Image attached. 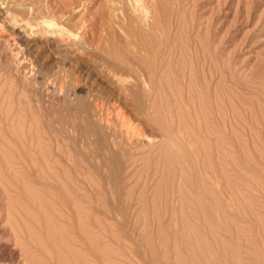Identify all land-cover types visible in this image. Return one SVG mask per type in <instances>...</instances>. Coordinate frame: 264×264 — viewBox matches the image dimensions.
Returning a JSON list of instances; mask_svg holds the SVG:
<instances>
[{"label":"rangeland","instance_id":"rangeland-1","mask_svg":"<svg viewBox=\"0 0 264 264\" xmlns=\"http://www.w3.org/2000/svg\"><path fill=\"white\" fill-rule=\"evenodd\" d=\"M135 4L0 0V264L26 247L41 264H264V0ZM116 105L155 141L125 145Z\"/></svg>","mask_w":264,"mask_h":264},{"label":"bare ground","instance_id":"bare-ground-1","mask_svg":"<svg viewBox=\"0 0 264 264\" xmlns=\"http://www.w3.org/2000/svg\"><path fill=\"white\" fill-rule=\"evenodd\" d=\"M135 1H136V4L139 5L140 2H141L142 0H134V2H135ZM2 2H3V1H2ZM148 2H149V1H148ZM136 4H135V5H136ZM135 5H134V6H135ZM151 5H152V4H151ZM132 6H133V5H132ZM139 6H140V5H139ZM136 7H137L138 10H139V7H138V6H136ZM143 7H145V6H143ZM137 8H135V9H137ZM122 9H123V8H122ZM140 9H141V7H140ZM147 9H148V8H146L147 13H145V14H147V17H146V19L144 18L145 20H148V17H149V15H148V10H150V9H148V10H147ZM3 10H4V9H3ZM13 10H14V9H13ZM13 10H12V11H13ZM143 10H144V9H143ZM143 10H142V11H143ZM153 10H154V9H153ZM14 11H15V10H14ZM14 11H13V12H14ZM136 11H137V10H136ZM8 12H9V11H7V10H6V11L4 10V11H2V12L0 11V13H1V19H2L4 22H5V19H7L6 17H7V15H8V14H7ZM140 12H141V11H140ZM144 12H145V11H144ZM16 13H17V12H16ZM149 13H150V11H149ZM18 14H19V13H18ZM126 14H127V13H126ZM140 14H142V13H140ZM145 14H144V16H145ZM144 16H143V17H144ZM8 17H9V16H8ZM17 18H18V17H17ZM20 18H21V17H20ZM129 18H131V17H129ZM154 18H155V17H154ZM126 19H127V18H126ZM131 19H132V18H131ZM150 19H151V17H150ZM150 19H149V20H150ZM16 20H17V19H16ZM37 20H38V19H37ZM129 20H130V19H129ZM129 20H127V21H129ZM149 20H148V21H149ZM6 21H7V20H6ZM4 22H1V23H0V29H2V28L5 27V26H4ZM7 22H8V21H7ZM17 22H18V20H17ZM31 22H32V21H31ZM44 22H45V23H48L49 26H54V25H56V22L53 21V20L49 21V19H46V20H44ZM151 22H152V21H151ZM5 23H6V22H5ZM27 23H28V22H27ZM33 23H34V21H33ZM156 23H157V22H156ZM15 24H18V23H15ZM30 24H31V23H30ZM57 24H58V23H57ZM128 24H130V23L128 22ZM154 24H155V23H154ZM37 25H38V24H37ZM134 25H135V24H134ZM12 26H13V25H12ZM31 26H32V25H31ZM34 26H35V24H34ZM151 26H152V25H151ZM39 28H40V27H39ZM155 28H156V27H155ZM131 29H132V28H131ZM158 29H159V28H158ZM22 30H23V29H22ZM22 30H21V31H22ZM46 31H50V30H49V29H46ZM43 32H44V31H43ZM5 33H6V32H5ZM20 33H21V32H20ZM22 33H23V32H22ZM52 33L59 34V35L62 37V36H63L62 34L65 33V32H62V30H57V31H56V30H53V29H52ZM24 34H25V33H24ZM9 35H11V34H9ZM64 35H65V34H64ZM12 36H13V35H12ZM18 36H19V35H18ZM23 36H24V35H23ZM44 36H45V35H44ZM61 37H60V38H61ZM64 37H65V36H64ZM64 37L61 38L62 43L66 45V48H70V49H71L70 46H71L72 44H71V42L68 41L70 38L67 39V38H64ZM12 38H13V37H12ZM72 38H73V37H72ZM1 40H2V39H1ZM51 40H52V39H51ZM64 40H66V41H64ZM15 41H16V40L14 39V42H15ZM72 43H74V42H72ZM70 44H71V45H70ZM60 45H61V44H60ZM74 45H75V44H74ZM74 45H73L72 47H74ZM55 46H56V45H55ZM64 47H65V46H64ZM76 47H77V46H76ZM30 49H31V48H30ZM72 49H73V48H72ZM76 49H77V48H76ZM68 54H69V53H68ZM155 61H156V60H155ZM155 61H154L153 63H156ZM130 62H131V61H130ZM134 62H135V61H134ZM142 62H143V61H142ZM128 64H130V63H128ZM132 64H133V63H132ZM140 64H141V63H139V65H140ZM141 65H143V64H141ZM128 66H129V65H128ZM143 66H144V65H143ZM154 66H155V65H154ZM126 67H127V66H126ZM130 67H131V66H130ZM132 67H133V66H132ZM132 67L130 68V70H131V69L133 70ZM113 69H114V68H113ZM115 69H116V68H115ZM134 69H135V67H134ZM130 70H129V71H130ZM116 71H117V70H116ZM153 71H155V70H153ZM120 72H121V71H120ZM135 72H137V71H135ZM112 73H114V75L117 76V80H119V83H121V89H122V91L124 92V94H125V95H126V94L128 95V94H129L128 92H130V91H129L130 87H129V83H128V81L131 82V81L133 80V79H132V80L130 81V77L133 78V76H131V73H129V74H127L126 72H125L126 74H124V72H122L121 74H120L119 72H116V73H115V72H112ZM132 73H133V71H132ZM144 73H146V72H144ZM144 73L142 72V73H140V74L144 75ZM148 73H149V72H148ZM148 73H147V75H146L147 77H148L149 74H150V73H149V74H148ZM133 75H134V74H133ZM134 76H136V75H134ZM144 77H145V76H144ZM115 78H116V77H115ZM140 78H141V77H140ZM141 79H142V78H141ZM150 79H152V78H150ZM150 79H149V77H148L147 80L144 79L145 81H144V80H143V81L149 83V86H150V85L152 84V83H150V82H151ZM143 81H142V82H143ZM153 81L155 82L154 79H153ZM156 81H157V80H156ZM117 82H118V81H117ZM119 83H118V84H119ZM155 83H156V82H155ZM155 83H154V84H155ZM144 85H145V83H144ZM130 86H131V85H130ZM145 86H147V85H145ZM150 88H151V87H150ZM147 89H149V88H147ZM118 90H119V89H118ZM115 91H116V90H115ZM119 91H120V90H119ZM101 93H102V92H101ZM119 93H120V92H119ZM121 93H122V92H121ZM122 94H123V93H122ZM124 94H123V95H124ZM132 94H133V93H132ZM149 94H150V93H149ZM105 95H106V94H105ZM110 95H111V94H110ZM113 95H114V94H113ZM113 95H112V96H113ZM123 95H122V96H123ZM151 96H152V95H151ZM99 97H100V96H99ZM109 97H110V96H109ZM128 97H129V95H128ZM149 97H150V96H149ZM100 98H102V97H100ZM96 99H97V98H96ZM116 99H117V98H116ZM123 99H124V98H123ZM149 99H150V98H149ZM106 100H107V99H106ZM115 102H116V100H115ZM117 102L119 103V99H118ZM148 102H149V101H148ZM109 103H111V102H109ZM146 104H147V103H146ZM148 105H149V104H148ZM117 106H118V105H116V107H117ZM119 106H122V105H119ZM119 106H118V107H119ZM151 106H152V105H151ZM165 106H166V105H165ZM122 107H123V106H122ZM122 107H119V108L117 109V113H116V115H115L116 119H115V121H112V122H110V123H111L112 125H114V126L116 127V129H118V130L121 132V133L119 132V134H121V136H122V134L124 135V139L126 138V139H125V142H126V143H125V142H123V144H121V143H117V142H116V143L119 144V145L121 144V145H123V146H124V143H125V145L127 144V146H128V145H133V139H135V138H138V139H141V138H142L141 140H143V139H148L150 142H151V140H152V141H155V140H153L155 136H154V135H153V136L149 135L150 132H149V133H146V131H145L146 129L143 128V127H145V126L142 127V126L140 125V122H139V123H135L137 120L133 121L134 118L132 119L131 116L127 115V113L122 109ZM110 108H111V107H110ZM95 110H96V109H95ZM149 110H150V109H149ZM97 111H98V110H97ZM137 111H138V110H137ZM139 111H140V110H139ZM146 111H147V110H146ZM150 111H151V110H150ZM152 111L154 112L155 110H152ZM156 111H157V110H156ZM140 112H141V111H140ZM153 112H152V113H153ZM132 113H133V112H132ZM143 113H144V112H143ZM147 113H148V112H147ZM103 114H104V113H103ZM105 115H106V114H105ZM130 115H131V114H130ZM153 115H154V114H153ZM155 115H156V113H155ZM140 116H141V115H140ZM147 117H148V116H147ZM158 117H159V115H158ZM158 117H156V119H157ZM110 118H111V117H110ZM110 118L107 117V119L111 120ZM113 118H114V117H112V119H113ZM151 118H153V117H151ZM104 119H106V118H104ZM154 119H155V117H154ZM159 119L162 120L161 118H159ZM159 119H158L157 121H160ZM150 120H151V119H150ZM152 120H153V119H152ZM105 121H106V120H105ZM106 122H107V121H106ZM108 122H109V121H108ZM137 122H138V121H137ZM153 122H154V121H153ZM155 122H156V120H155ZM154 124H155V123H154ZM158 124H159V122H158ZM158 124H157V126H158ZM161 124H162V125H161ZM161 124H159V125H160L161 127H163L164 130H166V129H165L166 126L164 127L163 122H162ZM14 126H15V125H14ZM14 126H13L12 129L15 130ZM114 126H113V127H114ZM108 127H111V126H108ZM169 127H170V126H169ZM153 128H154V127H153ZM159 128H160V127H159ZM163 128H162V129L160 128L161 131L163 130ZM166 128H167V127H166ZM167 129H168V128H167ZM180 129H181V128H180ZM148 130H149V129H148ZM182 130H183V129H182ZM12 131H13V130H12ZM12 131H11V133H12ZM113 131H114V128H113ZM1 132H2V131H1ZM163 132H164V131H163ZM114 133L118 135L117 131H116V132L114 131ZM114 133H113V135H114ZM210 133H211V132H210ZM6 134H7V133H6ZM17 134H18V132H17ZM17 134H16V135H17ZM21 134H22V133H21ZM28 134H29V132H28ZM109 134H110V133H109ZM155 134H157V133H155ZM18 135H19V134H18ZM117 135H115V136L117 137ZM165 135H166V134H165ZM2 136H3V135H2ZM110 136H111V135H110ZM15 137H18V138H19L20 135H19V136H15ZM0 138H2V137H0ZM18 138H17V139H18ZM24 138H25V137H24ZM120 138H121V137H120ZM155 138H156V137H155ZM157 138H158V137H157ZM168 138H169V137H168ZM168 138H167V139H168ZM2 139H4V138H2ZM106 139H107V138H106ZM13 140H14V139H13ZM20 140H21V139H19L18 141L20 142ZM27 140H28V139H27ZM4 141H6V139H4ZM14 141H16V140H14ZM29 141H31V139H30ZM115 141H116V140H115ZM139 141H140V140H139ZM8 142H9V141H8ZM16 142H17V141H16ZM119 142H120V141H119ZM1 143H2V142H1ZM17 143H18V142H17ZM114 144H115V143H114ZM2 145H3V144H2ZM5 145H6V143L4 142V146H5ZM115 145H116V144H115ZM121 145H120V147H121ZM13 146H14V145H13ZM17 146H18V145H17ZM116 146H117V145H116ZM123 146H122V147H123ZM137 146H138V145H137ZM2 147H3V146H2ZM5 147H8V146H5ZM9 147H10V146H9ZM20 147H21V146H20ZM23 147H24V146H23ZM113 147H115V146H113ZM118 147H119V146H118ZM118 147H117V148H118ZM142 147H143V146H142ZM158 147H159V146H158ZM123 148H126V146L123 147ZM129 148H130V146L128 147V149H129ZM137 148H138V147H137ZM7 149H8V148H7ZM9 149H10V148H9ZM11 149H12V148H11ZM112 149H113V148H112ZM118 149H119V148H118ZM126 149H127V148H126ZM130 150H131V149H130ZM155 150H156V149H155ZM155 150H154V151H155ZM10 151H11V150H10ZM21 151H22V150H21ZM125 151H126V150H125ZM127 151H129V150H127ZM132 151H133V150H132ZM147 151H148V150H147ZM0 152H2V151H0ZM40 152H41V151H40ZM150 152H151V151H150ZM19 154H21V152H20ZM36 154H37V153H36ZM0 155H1V154H0ZM38 155H40L39 157H42V159H43V156H44V155H43L42 152H41L40 154H37V156H36V155H35V156L38 158ZM153 155H154V154H153ZM1 156H2V155H1ZM3 156H4V155H3ZM3 156H2V157H3ZM19 156H20V155H18V157H19ZM22 156H23V157H22ZM27 156H29V158L31 157L30 155H27ZM2 157H1V158H2ZM18 157L12 158L11 160H14V159L16 160V158H18ZM25 157H26V155L24 156V154H23V152H22L21 157H20V158H22V159H19V158H18L17 160L19 161V163L21 162L22 164H24V166H26L25 164L30 165V164H29V162H30L29 158H27V157L25 158ZM24 158H25V159H24ZM2 159H3V158H2ZM5 159H6V158H4V160H5ZM7 159H10V158L7 157ZM30 159L32 160L33 158H30ZM35 159H36V158H35ZM15 160H14V161H15ZM39 160H41V159H39ZM1 161H2V160H1ZM1 161H0V162H1ZM8 161H10V160H8ZM8 161L6 160V162H8ZM18 161H16V162H18ZM206 161L208 162V160H206ZM4 162H5V161H4ZM6 162H5V163H6ZM16 162H14V164H15ZM33 162H34V161H33ZM10 163H12V161H10ZM19 163H18V164H19ZM21 163H20V164H21ZM31 163H32V161H31ZM3 164H4V163H3ZM6 164L8 165L9 162L6 163ZM20 164H19V165H20ZM22 164H21V165H22ZM12 165H13V163H12L10 166H12ZM0 166H1V165H0ZM24 166H23V167H24ZM5 167H6V166H5ZM207 168H208V167H207ZM1 169H2V167H1ZM1 169H0V171L2 172ZM3 169H5V168H3ZM87 171H88V170H87ZM206 171H207V170H206ZM2 173H3V172H2ZM82 173L84 174V172H82ZM87 173H89V172H87ZM0 174H1V173H0ZM87 175H88V174H87ZM0 176H1V175H0ZM2 177H3V174H2ZM81 177H82V176H81ZM89 179H90V178H89ZM54 181H55V180H54ZM0 182H1V184L4 183L3 180L1 181V179H0ZM2 182H3V183H2ZM55 182H56V181H55ZM86 183H89V181L86 182ZM84 184H85V183H84ZM8 187H9V186H7V188H8ZM78 189H79V188H78ZM2 190H3V189H2ZM2 190H1V192H2ZM8 190H11V189L8 188ZM81 190H83V188H82ZM11 191H12V190H11ZM3 192H4V191H3ZM13 192H14V191H13ZM82 193H84V192H82ZM85 193H86V192H85ZM85 193H84V194H85ZM89 193H90V192H89ZM3 194H4V193H3ZM9 195H10V194H9ZM9 195H7V197H8ZM0 196H1V195H0ZM3 196H4V195H3ZM3 196H2V197H3ZM53 196H54V195H53ZM4 197H5V196H4ZM4 197H3V198H4ZM3 198H2V199L0 198V199H1V202H4V201L6 200V199H4V201H3ZM52 198H53V197H52ZM80 198H81V197H80ZM80 198H79V199H80ZM86 198H88V197H86ZM91 198H92V197H91ZM11 199H12V198H11ZM11 199H10V201H9V198H8V201H9L10 204L12 205L13 203H11ZM75 199H77V198H75ZM75 199H74V200H75ZM13 200H14V199H13ZM86 200H87V199H86ZM81 201H82V200H81ZM6 202H7V201H6ZM9 202H8V203H9ZM86 202H87V201H86ZM28 203H29V202H28ZM56 203H57V202H56ZM74 203L76 204V202H74ZM74 203H73V204H74ZM77 203H78V202H77ZM1 204H2V203H1ZM73 204H72V205H73ZM3 205H4V204H3ZM5 205H7V204H5ZM5 205H4V207H5ZM14 205H15V204H14ZM57 205H58V204H57ZM69 205H70V204H69ZM76 205H77V204H76ZM76 205H74V208H75ZM8 206H10V205H8ZM19 206H20V204H19ZM59 206H61V205L59 204ZM10 207H11V208H10ZM10 207H8V210H7L8 213H11V214H12V213L15 211V209L17 210V208H15V207H12V206H10ZM0 208H1V206H0ZM5 208H7V207H5ZM5 208H4V209H5ZM9 208H10V209H9ZM12 208H13V209H12ZM19 208H20V207H19ZM76 208H78V206H76ZM76 208H75V209H76ZM20 209H21V208H20ZM78 209H79V208H78ZM78 209H76V210H78ZM5 210H6V209H5ZM10 210H11V211L13 210V211L10 212ZM38 210H39V209H38ZM17 211L19 212V209H18ZM20 211H21V210H20ZM61 211H62V210H61ZM61 211H60V212H61ZM65 212H66V211H65ZM72 212H73V211H72ZM2 213H3V210H2V212H1V214H2ZM61 213H62V212H61ZM4 214L6 215V213H4ZM11 214H9V215H11ZM40 214H41V213H40ZM22 215H23V214H22ZM26 215H27V214H26ZM28 215H29V214H28ZM32 215H33V214H32ZM23 216H24V215H23ZM66 216H67V215H66ZM85 216H86V215H85ZM8 217H9V216H8ZM20 217H21V214H20ZM27 217H28V216H26V218H27ZM78 217H79V215H78ZM78 217L76 216V218H78ZM86 217H87V216H86ZM88 217H89V216H88ZM11 218H12V217H11ZM29 218H30V216H29ZM61 218H62V217H61ZM61 218H60V219H61ZM67 218H68V220H69L70 216L67 217ZM83 218H84V217H83ZM8 219H9V218H8ZM8 219H7L6 222H10V225H11V229H10V230L13 229V230L16 232V233H14V235H17V236L20 235V237H23V236H24L23 238L26 239L27 237H25V236H26V233H27V232L25 231L24 226H22V225L20 224V228H21V229H20V228L14 223L15 219H14V220L12 219L13 222H11V221H12L11 219H9V220H11V221H9ZM39 219H41V217H40ZM57 219H58V218H57ZM70 219H71V218H70ZM78 219H82L81 216H80ZM28 220H29V219H28ZM28 220H27V222H29ZM43 220H44V219H43ZM58 220H59V219H58ZM64 220H65V219H64ZM64 220H62V221H64ZM68 220H67V221H68ZM90 220H91V218L89 217V221H90ZM59 221H60V220H59ZM72 221H73V220H72ZM16 222H17V221H16ZM37 222H38V221H37ZM41 222H42V221H41ZM65 222H66V221H65ZM18 223H19V222H17V224H18ZM20 223H21V222H20ZM30 223H32V222L30 221ZM66 223H67V222H66ZM69 223H70V222H69ZM74 223H75V222H74ZM89 223H90V222H89ZM89 223H88V224H89ZM39 224H40V222H39ZM39 224H38V225H39ZM41 224H42V223H41ZM79 224H81V223H79ZM8 225H9V223H8ZM8 225L6 224V226H5L4 229H6ZM18 225H19V224H18ZM32 226H33V225H32ZM40 226H42V225H40ZM50 227H51V226H50ZM69 227H71V226L69 225ZM78 227H79V226H78ZM80 227H81V226H80ZM83 227L86 229V231H84V232H85L84 235H85V237H86V236H87V235H86V232H87V233L89 232V231H88L89 229H87V228H89V226H86V227H87V228H86V227L83 225ZM73 228L75 229V224H73V226H72V228H71L72 230L70 229V230H71V232H70L71 234L74 233V232H76L75 230H77V226H76V229H75L74 231H73ZM4 229H3V230H4ZM19 229L22 230V232L24 231V233L22 234V232H19ZM51 229H52V228H51ZM79 229H83V228H79ZM85 229H84V230H85ZM6 230H7V229H6ZM13 230H12V231H13ZM12 231H11V233H12ZM14 231H13V232H14ZM27 231L29 232V229H27ZM72 231H73V232H72ZM19 233H20V234H19ZM70 233H68V234H70ZM81 233H82V232H81ZM12 234H13V233H12ZM21 234H22V235H21ZM49 234H50V233H49ZM61 235H62V234H61ZM75 235L78 236L77 233H75L74 236H75ZM90 235H91V234H89V236H90ZM54 236H55V235H54ZM54 236H53V240H54V238H56V237H54ZM62 236H63V235H62ZM67 236H68V235H67ZM70 236H71V235H70ZM72 236H73V235H72ZM89 236H88V239L86 238L87 241H88V243H89ZM50 237H51V239H52V236H50ZM75 237H76V236H75ZM78 237H79V236H78ZM85 237H84V240H86ZM91 237H92V236H91ZM91 237H90V245H92V241H93V240H92L93 238H91ZM76 238H77V237H76ZM81 238H82V237H81ZM48 239H49V238H48ZM72 239L76 242V240H75L74 238H72ZM94 239H95V238H94ZM82 240H83V239H82ZM84 240H83V241H84ZM91 240H92V241H91ZM23 241H24V240H23ZM40 241H41V240H40ZM56 241H57V238L55 239V244H56ZM59 241H60V240H59ZM71 241H72V240H71ZM77 241H78V240H77ZM25 242H27V244H31V243H30L31 241L28 242V241L25 240ZM34 242H35V241H34ZM64 242H65V241H64ZM80 243H81V242H80ZM84 243H85V242H84ZM93 243H94V241H93ZM95 243H96V241H95ZM95 243H94V244H95ZM19 244H20V243H19ZM51 244H52V243H51ZM73 244L76 245V243H72V245H73ZM94 244H93V245H94ZM80 245H81V244H80ZM83 245H84V244H83ZM86 245H87V244H86ZM86 245H85V246H86ZM90 245H89V246H90ZM33 246L36 247L37 249H39L40 244H39V246H35V245H33ZM48 246H50V245H48ZM67 246H68V245H67ZM21 247H22V246H21ZM63 247H64V246H63ZM71 247H72V246H71ZM86 247H88V246H86ZM96 247H97V246H96ZM96 247H93L94 250H96V251L94 252L95 254H96V252H97V249H98V250L100 249L99 247H98L97 249H95ZM26 248H27V247H26ZM26 248H25V249L22 248V249H23L22 251H24L23 253H24L25 259H24L23 261H20V262L18 261L17 263H18V264H41V263H42V262L40 261L41 259H37L36 256L33 255V254L30 252L31 250H30V251L28 250L29 247H28V249H26ZM59 248H60V247H59ZM45 249H46V248H45ZM57 249H58V248H57ZM91 249H92V246H91ZM51 250H52V249H51ZM41 251H42V250H41ZM87 251H88V250H87ZM100 251L103 252L104 250L102 249V250H100ZM55 252H56V250H55ZM58 252H59V251H58ZM88 252H89V251H88ZM92 253H93V252H92ZM62 254H63V253H62ZM89 254H90V253H89ZM95 254H94V255H95ZM101 254L104 255V253H101ZM87 255H88V254H87ZM20 256H21V255H20ZM22 256H23V254H22ZM106 256H107V255H106ZM97 257H98V256H97ZM100 257H101V256H100ZM78 258H79V257H78ZM82 258H83V259H82ZM82 258H81V259H82L81 261H83V260L86 261V259H84L83 255H82ZM89 258H90V257H89ZM106 258H107V257H106ZM18 259H19V258H18ZM72 259H73V258H72ZM96 259H97V258H96ZM53 260H54V259H53ZM64 260H65V259H63V261H64ZM70 260H71V259H70ZM90 260H91V259H90ZM104 260H105V258H104ZM10 261H11V260H10ZM55 261H56V260H55ZM57 261H58V260H57ZM63 261H61L62 264H63ZM66 261H67V260H66ZM85 261H84V262H85ZM100 261H101V260H100ZM74 262H76V261H74ZM74 262H73V263H74ZM4 263H5V262H4ZM70 263H71V262H70ZM99 263H100V262H99ZM12 264H13V263H12ZM59 264H60V263H59ZM64 264H65V263H64ZM82 264H83V263H82ZM87 264H88V263H87Z\"/></svg>","mask_w":264,"mask_h":264}]
</instances>
